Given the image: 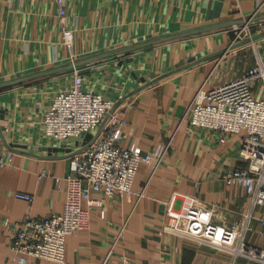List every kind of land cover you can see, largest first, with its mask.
<instances>
[{
    "label": "crops",
    "instance_id": "obj_1",
    "mask_svg": "<svg viewBox=\"0 0 264 264\" xmlns=\"http://www.w3.org/2000/svg\"><path fill=\"white\" fill-rule=\"evenodd\" d=\"M257 1L69 0L75 33L68 52L60 45L54 0H0V83L26 79L0 87V148L14 153L13 164L0 168V264H20L8 246L5 219L20 222L63 211L67 152L76 142L48 139L42 117L71 85L72 62L85 87L114 102L112 112L125 122L123 147L137 145L147 152L170 140L169 150L155 170L139 167L131 192L122 198L91 192L102 207L92 208L87 226L66 237L63 263L29 257L24 264H102L112 245L107 264H234L222 250L161 233V228L169 220L173 196L178 211L188 198L217 207L213 219L223 225L243 220L248 212L243 188L225 182L244 133L220 142L209 131L191 128L183 116L200 88L209 91L255 64L254 56L243 52L250 46L245 41L226 49ZM225 22L229 25L216 30L140 46ZM54 68L59 70L35 76ZM41 172L45 175L39 178ZM15 192L33 194L34 200L28 204ZM260 230L253 223L247 241L264 247Z\"/></svg>",
    "mask_w": 264,
    "mask_h": 264
},
{
    "label": "built area",
    "instance_id": "obj_2",
    "mask_svg": "<svg viewBox=\"0 0 264 264\" xmlns=\"http://www.w3.org/2000/svg\"><path fill=\"white\" fill-rule=\"evenodd\" d=\"M60 31V45L68 52L74 47V31L69 24V0H54ZM264 0H258L253 13L234 29L230 46L245 41L256 47L264 41ZM260 35V39H256ZM224 55V54H223ZM73 63V62H72ZM69 87L51 101L42 117L45 136L59 143L76 142L69 148V172L65 176V201L61 213L27 216L20 222L3 221L8 246L20 264L29 257L64 262V245L68 235L88 224L89 211L102 207L91 192L109 198H122L131 192L141 165L153 170L163 162L169 141L154 145L143 152L133 145L122 146L124 120L112 112L114 102L100 92L85 87L83 76L73 68ZM184 119L191 128L204 129L218 136L220 142L243 134L237 148V163L225 175V182L243 188L249 198V209L243 220L229 225L216 223L215 206H202L194 198L182 211L174 208L176 196L167 206L169 220L161 228L168 233L199 244L222 250L231 255L233 263L264 264V247L247 241L253 223L261 226L264 235V53L255 55V64L231 80L206 91L200 88L185 108ZM89 134L90 138L85 140ZM14 162V153L0 148V168ZM45 172L39 174L44 177ZM14 197L31 204L34 195L15 192ZM86 203L88 208H83ZM260 210V213L258 212ZM103 214V212L101 213ZM118 240V237H117ZM114 251L108 250L102 264H107ZM124 260H127L124 257Z\"/></svg>",
    "mask_w": 264,
    "mask_h": 264
},
{
    "label": "water",
    "instance_id": "obj_3",
    "mask_svg": "<svg viewBox=\"0 0 264 264\" xmlns=\"http://www.w3.org/2000/svg\"><path fill=\"white\" fill-rule=\"evenodd\" d=\"M259 17L260 18H264V14H262ZM242 22H244V20ZM227 25H229V22L218 23V24H213V25H210V26H204V27H200V28H196V29H191V30H187V31L180 32L178 34H174V35L169 36V37H166V38H160L158 40H152V41H149L146 44H142L140 46H148V45H151V44L160 42V41L169 40L171 38H178V37L190 36V35H194V34H198V33H202V32L216 30V29H219V28L224 27V26H227ZM101 58H103V56H100V57H97V58H95V57L94 58H90V59L86 60L85 63H90V62H93V61H95L97 59H101ZM77 65L78 64H76V63L75 64L74 63H71L70 66H69V68H74ZM57 70H59V68H54V69H51V70H47V71H44V72H40L38 74H35V76H42L44 74H49V73H52V72H56ZM23 80H26V79L25 78H19V79H15V80L6 81V82H3V83H0V87L7 86V85H11V84H15V83L21 82ZM89 137H90V135L87 134L85 136V140H88Z\"/></svg>",
    "mask_w": 264,
    "mask_h": 264
},
{
    "label": "rangeland",
    "instance_id": "obj_4",
    "mask_svg": "<svg viewBox=\"0 0 264 264\" xmlns=\"http://www.w3.org/2000/svg\"><path fill=\"white\" fill-rule=\"evenodd\" d=\"M260 54L264 53V41L263 42H258L256 43V47H253V46H246L244 47V51L245 54H247L249 57H252L254 56L255 58V55H256V52H258ZM241 74V73H240ZM240 74H237L236 76L240 75ZM113 110V109H112ZM90 138V137H89ZM251 233V232H250ZM249 235V234H248ZM248 237V236H247Z\"/></svg>",
    "mask_w": 264,
    "mask_h": 264
},
{
    "label": "bare ground",
    "instance_id": "obj_5",
    "mask_svg": "<svg viewBox=\"0 0 264 264\" xmlns=\"http://www.w3.org/2000/svg\"><path fill=\"white\" fill-rule=\"evenodd\" d=\"M176 201V200H175ZM175 201H174V204H175Z\"/></svg>",
    "mask_w": 264,
    "mask_h": 264
}]
</instances>
